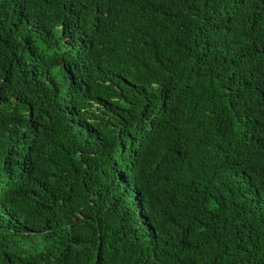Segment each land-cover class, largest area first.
Instances as JSON below:
<instances>
[{"label": "trees", "instance_id": "1", "mask_svg": "<svg viewBox=\"0 0 264 264\" xmlns=\"http://www.w3.org/2000/svg\"><path fill=\"white\" fill-rule=\"evenodd\" d=\"M0 264H264V0H0Z\"/></svg>", "mask_w": 264, "mask_h": 264}]
</instances>
